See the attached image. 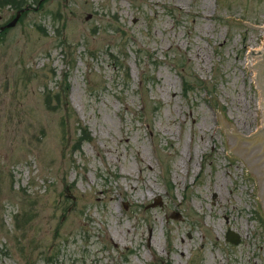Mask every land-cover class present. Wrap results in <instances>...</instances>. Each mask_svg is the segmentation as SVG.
I'll return each instance as SVG.
<instances>
[{"label":"rangeland","instance_id":"obj_1","mask_svg":"<svg viewBox=\"0 0 264 264\" xmlns=\"http://www.w3.org/2000/svg\"><path fill=\"white\" fill-rule=\"evenodd\" d=\"M19 1L7 27L0 0V264H264L217 117L254 132L264 0Z\"/></svg>","mask_w":264,"mask_h":264},{"label":"water","instance_id":"obj_2","mask_svg":"<svg viewBox=\"0 0 264 264\" xmlns=\"http://www.w3.org/2000/svg\"><path fill=\"white\" fill-rule=\"evenodd\" d=\"M20 15L17 12L6 26H13ZM245 58H250L248 72H253L252 85L260 99L254 132L238 136L230 123L221 122V113L217 117L223 133L224 157L236 155L247 175H253L258 208L264 210V35L262 50H247ZM226 240L239 242L238 236L230 231L226 233Z\"/></svg>","mask_w":264,"mask_h":264},{"label":"trees","instance_id":"obj_3","mask_svg":"<svg viewBox=\"0 0 264 264\" xmlns=\"http://www.w3.org/2000/svg\"><path fill=\"white\" fill-rule=\"evenodd\" d=\"M6 3L13 6L15 9L23 10L22 5L19 0H5ZM69 88L68 84L64 85V89L62 90L63 94L67 93ZM85 128H83L81 125L78 126V137H77V143H82L87 140V137L85 136Z\"/></svg>","mask_w":264,"mask_h":264},{"label":"bare ground","instance_id":"obj_4","mask_svg":"<svg viewBox=\"0 0 264 264\" xmlns=\"http://www.w3.org/2000/svg\"><path fill=\"white\" fill-rule=\"evenodd\" d=\"M249 62H250V58H249Z\"/></svg>","mask_w":264,"mask_h":264}]
</instances>
